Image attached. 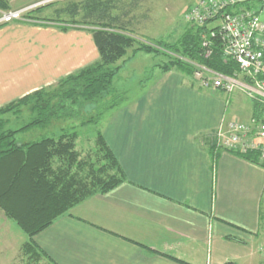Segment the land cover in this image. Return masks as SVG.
Instances as JSON below:
<instances>
[{
    "label": "crops",
    "instance_id": "crops-1",
    "mask_svg": "<svg viewBox=\"0 0 264 264\" xmlns=\"http://www.w3.org/2000/svg\"><path fill=\"white\" fill-rule=\"evenodd\" d=\"M97 59L86 27L5 24L0 107ZM240 103L230 116L227 98L172 70L104 116L98 128L124 180L34 237L49 264H264V167L211 140L222 121L251 116Z\"/></svg>",
    "mask_w": 264,
    "mask_h": 264
},
{
    "label": "trees",
    "instance_id": "trees-1",
    "mask_svg": "<svg viewBox=\"0 0 264 264\" xmlns=\"http://www.w3.org/2000/svg\"><path fill=\"white\" fill-rule=\"evenodd\" d=\"M260 2L255 0L245 7L256 8ZM114 3V0L71 1L56 11L57 18L48 20L60 26L61 31L79 26L88 28L98 53L97 61L60 79L51 91L45 90L49 87L41 88L0 107V116L11 112L18 122L20 108L30 106L29 120L20 127L12 129L10 120H0V211L28 238L23 249L36 253L37 258L42 257L48 263L49 257L35 244L34 237L75 206L97 194L108 193L124 180L121 167L99 130L95 131L93 161L82 160L76 149V142L81 138L79 129L98 126L104 116L128 101L113 85L121 69L117 62L128 51L133 56L163 55L169 61L159 67L160 73L176 70L192 79L195 65L224 75L236 69L232 62L223 63L217 43L210 58L202 57L200 34L205 27H186L175 44L138 42L130 25L132 6L124 11ZM111 10L119 14L113 16ZM8 11L6 0H0V14ZM64 14L68 15L67 21L59 19ZM26 18L37 20L32 16ZM147 83L140 85V91ZM252 114L260 117L261 109L256 103L252 105ZM58 122L67 126L56 136H41L22 144L16 142L20 134ZM212 146L216 149L213 143ZM229 153L264 167L256 152Z\"/></svg>",
    "mask_w": 264,
    "mask_h": 264
},
{
    "label": "rangeland",
    "instance_id": "rangeland-1",
    "mask_svg": "<svg viewBox=\"0 0 264 264\" xmlns=\"http://www.w3.org/2000/svg\"><path fill=\"white\" fill-rule=\"evenodd\" d=\"M71 1L81 2L83 0H6L9 11L20 12L21 18L28 20L26 17H36L37 20L49 23L48 19H56L60 8H64ZM105 1V0H104ZM197 0H114L116 7L124 11L129 10L132 6L131 29H133L134 38L141 43L152 44L156 42H166L175 44L183 36L186 27L183 17L184 13ZM261 5V4H260ZM258 7V6H257ZM260 19L264 22V7L258 8ZM0 14V16L4 13ZM113 16L119 14L117 10L110 11ZM60 20L67 21L68 15L64 14L59 17ZM77 19H80L79 17ZM47 20V21H46ZM19 21V20H18ZM9 24V23H7ZM50 24V23H49ZM122 60H125L122 63ZM117 65L121 66L118 75L113 83L117 91L124 95L125 98L131 99L138 94L142 84L153 79L156 73H160L159 67L169 61L163 55L139 53L135 56L131 51ZM198 83L194 78H190ZM45 90L51 91L55 84L48 86ZM218 95L226 101L228 99V114L231 116V109L237 103L250 110L251 102L240 91H235L227 96L218 92ZM30 106L20 108L21 120L16 122L11 114H3L0 120H10V127L17 128L29 120ZM67 123H54L51 127L45 129H33L27 133L20 134L16 137L18 144L33 141L41 136H56L61 129H64ZM99 126V125H98ZM98 126L79 129L81 138L76 142V149L82 160L93 161L94 157V138L95 131L100 129ZM3 215V213L0 211ZM5 219L4 226L0 225V264H49L44 258H37L34 252H26L23 245L28 238L15 226V224L3 216ZM1 224V219H0ZM22 240V241H21Z\"/></svg>",
    "mask_w": 264,
    "mask_h": 264
},
{
    "label": "built area",
    "instance_id": "built-area-1",
    "mask_svg": "<svg viewBox=\"0 0 264 264\" xmlns=\"http://www.w3.org/2000/svg\"><path fill=\"white\" fill-rule=\"evenodd\" d=\"M255 0H197L184 13L183 20L190 27H205L200 34V51L204 59L212 55L217 43L221 48L223 63L232 62L236 69L230 75L217 73L195 65L193 78L203 89L227 96L235 91L244 94L251 105L260 106V117L246 120L222 121L212 135L214 147L226 152H256L264 162V22L258 8H246ZM261 4V5H260ZM20 12L0 16V24L21 20ZM257 252L264 258V245Z\"/></svg>",
    "mask_w": 264,
    "mask_h": 264
}]
</instances>
